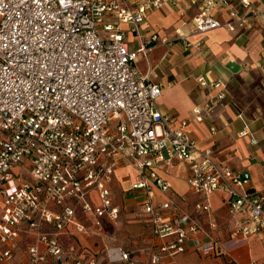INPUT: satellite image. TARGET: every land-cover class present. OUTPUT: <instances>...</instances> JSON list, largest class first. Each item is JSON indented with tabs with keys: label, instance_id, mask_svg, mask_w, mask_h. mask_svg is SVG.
<instances>
[{
	"label": "built area",
	"instance_id": "1",
	"mask_svg": "<svg viewBox=\"0 0 264 264\" xmlns=\"http://www.w3.org/2000/svg\"><path fill=\"white\" fill-rule=\"evenodd\" d=\"M164 2L0 0V264L11 259L19 231L35 243L26 246V259L18 264H58L65 257L71 264H94L83 263L72 246L63 248L58 236L70 225L73 234L84 232L78 214L93 217L97 229L100 218L117 219L110 183L119 161L135 171L130 189L144 193L140 211L160 240L159 253L172 256L188 245L211 256L222 249L157 174L156 168L176 162L188 165L185 184L203 199L193 212H209L208 196L220 193L234 234L264 232V192H237L249 174L217 165L210 150L187 135L183 121L157 109L159 85L137 71L138 55L172 41L150 35L129 50L125 31L140 37L138 25ZM229 3L205 1L192 32L218 27L211 10ZM234 21L245 24L239 16ZM197 81L205 84L201 76ZM208 85L221 89L218 82ZM193 112L199 120V109ZM23 164L29 177L16 170ZM116 259L127 260V253L118 250Z\"/></svg>",
	"mask_w": 264,
	"mask_h": 264
},
{
	"label": "crops",
	"instance_id": "2",
	"mask_svg": "<svg viewBox=\"0 0 264 264\" xmlns=\"http://www.w3.org/2000/svg\"><path fill=\"white\" fill-rule=\"evenodd\" d=\"M205 1L165 0L162 6L149 11L138 25L140 37L126 30L124 39L129 50H134L140 40L150 35L172 41L171 46L151 45L145 57L138 55L135 62L139 74L161 89L156 99L157 109L176 121H183L187 135L199 148L209 149L217 165L249 174L247 184L237 187V192H264V0H245L246 3L229 0L227 7L211 10L220 24L218 27L193 33L194 18ZM229 12L235 15L232 17ZM237 16L244 19V25L235 24ZM182 41L186 46H182ZM199 76L203 77L204 85L198 83ZM209 82L220 83L221 89L209 86ZM218 92L222 93L220 99L216 97ZM193 109H199V120L195 119ZM244 129L247 134L239 136ZM251 139L255 143H250ZM187 171L188 165L182 162L156 168L157 174L169 183L172 198L219 242L222 249L214 255L201 256L188 245L172 256L159 253L160 240L151 234L147 218L140 211L144 193L130 189L137 177L134 169L124 161H119L114 170L110 191L118 210L131 207L138 210L140 226L148 232V236L139 240L142 243L138 249L140 253L134 254L133 249L130 255L119 246L94 245L103 239V226L112 224L100 218L97 229L93 217L81 214L77 220L84 232L73 234V226H67L58 236L59 244L63 248L72 246L83 263L93 259L94 264H100L101 260L126 264H264V232L249 233L245 237L234 234L231 231L233 220L226 213L222 194L208 196L209 212H193L194 203L203 199L186 186ZM177 182L183 185L182 189L176 187ZM160 198L156 196L155 200ZM208 222L215 227L210 228ZM86 229L90 233L85 232ZM34 243L31 234L19 231L12 257L4 264L24 261L26 246ZM39 250H42L40 245ZM118 250L127 253V260L116 259ZM110 251L113 255L109 257ZM58 264H71V260L65 257Z\"/></svg>",
	"mask_w": 264,
	"mask_h": 264
},
{
	"label": "rangeland",
	"instance_id": "3",
	"mask_svg": "<svg viewBox=\"0 0 264 264\" xmlns=\"http://www.w3.org/2000/svg\"><path fill=\"white\" fill-rule=\"evenodd\" d=\"M16 170H20L24 177H29L28 169L23 164L22 166H18ZM176 187L178 189H182L183 185L180 182L176 183ZM214 200V199H212ZM118 218L110 223L112 225L103 226L102 231V240L95 242L94 245L100 246H119L122 250H126L130 252V255L139 254L140 247L142 243L139 240L144 239V236H148V232L141 227L139 223L140 216L138 215V210L136 208H121L119 210ZM98 230H96L97 232ZM85 232L90 233V230L87 229ZM93 232V231H92ZM100 264H126V263H106L105 260H101Z\"/></svg>",
	"mask_w": 264,
	"mask_h": 264
}]
</instances>
